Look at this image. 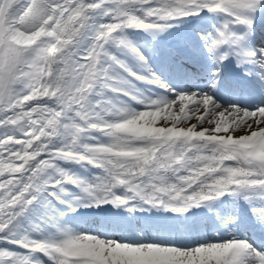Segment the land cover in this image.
I'll use <instances>...</instances> for the list:
<instances>
[{
    "label": "snow or ice",
    "instance_id": "1",
    "mask_svg": "<svg viewBox=\"0 0 264 264\" xmlns=\"http://www.w3.org/2000/svg\"><path fill=\"white\" fill-rule=\"evenodd\" d=\"M0 264H264V0H0Z\"/></svg>",
    "mask_w": 264,
    "mask_h": 264
}]
</instances>
